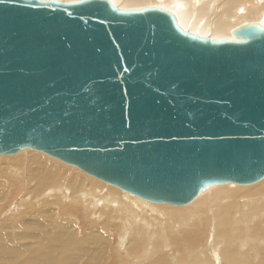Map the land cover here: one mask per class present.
I'll return each instance as SVG.
<instances>
[{
	"label": "water",
	"instance_id": "obj_1",
	"mask_svg": "<svg viewBox=\"0 0 264 264\" xmlns=\"http://www.w3.org/2000/svg\"><path fill=\"white\" fill-rule=\"evenodd\" d=\"M240 42L108 0H0V156L41 152L150 203L264 178V28Z\"/></svg>",
	"mask_w": 264,
	"mask_h": 264
},
{
	"label": "bare ground",
	"instance_id": "obj_2",
	"mask_svg": "<svg viewBox=\"0 0 264 264\" xmlns=\"http://www.w3.org/2000/svg\"><path fill=\"white\" fill-rule=\"evenodd\" d=\"M108 1L123 12H169L182 32L213 42L264 28V0ZM0 264H264V178L208 186L175 207L41 152L0 156Z\"/></svg>",
	"mask_w": 264,
	"mask_h": 264
},
{
	"label": "rangeland",
	"instance_id": "obj_3",
	"mask_svg": "<svg viewBox=\"0 0 264 264\" xmlns=\"http://www.w3.org/2000/svg\"><path fill=\"white\" fill-rule=\"evenodd\" d=\"M105 184V183H104ZM120 190V189H119ZM121 191V190H120Z\"/></svg>",
	"mask_w": 264,
	"mask_h": 264
}]
</instances>
